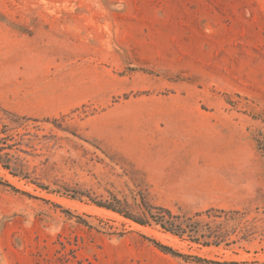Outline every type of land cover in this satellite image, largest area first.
Returning <instances> with one entry per match:
<instances>
[{"label": "rangeland", "instance_id": "1", "mask_svg": "<svg viewBox=\"0 0 264 264\" xmlns=\"http://www.w3.org/2000/svg\"><path fill=\"white\" fill-rule=\"evenodd\" d=\"M228 263L264 264V0H0V264Z\"/></svg>", "mask_w": 264, "mask_h": 264}, {"label": "trees", "instance_id": "2", "mask_svg": "<svg viewBox=\"0 0 264 264\" xmlns=\"http://www.w3.org/2000/svg\"><path fill=\"white\" fill-rule=\"evenodd\" d=\"M4 168L8 169L7 165H4ZM98 206L104 207L106 209L112 210L114 212H117L119 214H122L121 211L118 209H115L111 205H103L97 203ZM150 208V207H149ZM158 210V213L153 215L151 214L152 220L159 225L164 231L171 233L172 235L181 237L184 234H187L192 241L198 242L199 237H203L202 235L197 237L198 234V229L192 225H188L187 221L181 220L179 216H173L170 211L162 208H156ZM150 212V210H149ZM135 222L144 225L141 221H138L137 219H133ZM205 238H210V237H205ZM209 241H204V245H208ZM216 242V241H215ZM154 244L163 252L172 254L174 256H179L182 257L181 254L177 253L173 249H171L168 246L162 245L158 242H154ZM195 260L201 261V259L195 258ZM228 264H237V263H228Z\"/></svg>", "mask_w": 264, "mask_h": 264}, {"label": "bare ground", "instance_id": "3", "mask_svg": "<svg viewBox=\"0 0 264 264\" xmlns=\"http://www.w3.org/2000/svg\"><path fill=\"white\" fill-rule=\"evenodd\" d=\"M157 234V233H156ZM158 235V234H157ZM169 236V235H168ZM165 238V237H164Z\"/></svg>", "mask_w": 264, "mask_h": 264}]
</instances>
